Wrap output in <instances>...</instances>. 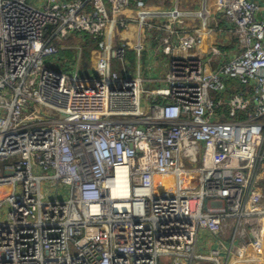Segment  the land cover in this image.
<instances>
[{
    "label": "built area",
    "instance_id": "2783aa9c",
    "mask_svg": "<svg viewBox=\"0 0 264 264\" xmlns=\"http://www.w3.org/2000/svg\"><path fill=\"white\" fill-rule=\"evenodd\" d=\"M215 2L228 59L204 7L196 28L177 10L128 18L130 0H0V264L264 261V20L256 0ZM131 24L134 44L114 43ZM84 36L99 55L80 85ZM127 48L166 59L161 85Z\"/></svg>",
    "mask_w": 264,
    "mask_h": 264
},
{
    "label": "crops",
    "instance_id": "0c3cea01",
    "mask_svg": "<svg viewBox=\"0 0 264 264\" xmlns=\"http://www.w3.org/2000/svg\"><path fill=\"white\" fill-rule=\"evenodd\" d=\"M256 2L258 3L260 9L258 18L264 20V0H256ZM203 7L208 13L209 20H211V22H209L210 30L204 36V40L209 46V51L212 52L215 47H219L224 53L226 59H228L230 57L229 49L232 48L233 45H231L232 41L228 38V36H226L224 33H217L214 29L216 25H219V29H225L227 24L225 18L222 17L218 12L215 0H130V7L124 12V15L128 18H133L136 20L142 11H147L149 14H153L150 19H147L149 23L163 26L167 23L168 13L177 10L180 14L179 19L183 21V24L198 28L201 24V20L196 15ZM137 31L136 25H128V28L120 30L118 34L115 33L114 43L120 40L133 45L136 41L135 37ZM78 39L79 40H73L72 45H76L82 49L81 56L83 65L80 66L81 74L79 75V78L80 81L85 82V80L93 78V65L94 61L98 57L97 55L99 54L98 52L94 51V46H92V48L86 46V42H84L83 38ZM192 54L194 55V53ZM74 55V49H63L60 50L57 59L59 61L64 60L70 62ZM125 59L128 69H130L132 72L135 71L136 68L138 69L137 64L139 63L141 71L140 73L145 78L144 80L146 82V88L150 89L157 87L163 83L167 69L165 66L166 59L163 56L156 54L155 51L151 52L150 49L146 48L137 61L136 52H134L131 48H127ZM84 67L86 68L87 75L84 74ZM260 154L264 157V142L260 149ZM256 184L264 194V161L257 176ZM258 224L259 226L257 227L254 225L251 228L248 227L245 229L242 245H247L250 243L255 236L258 238L262 237L263 225L261 223ZM231 264H264V261L253 260L251 262H234Z\"/></svg>",
    "mask_w": 264,
    "mask_h": 264
},
{
    "label": "rangeland",
    "instance_id": "374dc122",
    "mask_svg": "<svg viewBox=\"0 0 264 264\" xmlns=\"http://www.w3.org/2000/svg\"><path fill=\"white\" fill-rule=\"evenodd\" d=\"M165 71V70H164ZM85 83L81 82L80 85H84ZM86 85H90L86 83ZM215 246V240L209 237L208 235H201L199 238V244L197 251L198 253L208 255L209 250ZM165 264V263H163ZM208 264V263H206Z\"/></svg>",
    "mask_w": 264,
    "mask_h": 264
},
{
    "label": "bare ground",
    "instance_id": "6f19581e",
    "mask_svg": "<svg viewBox=\"0 0 264 264\" xmlns=\"http://www.w3.org/2000/svg\"><path fill=\"white\" fill-rule=\"evenodd\" d=\"M124 170H125L124 168H121V169H118V171H117V183H118V185H121V184H123V183H126V179L124 178V179L122 180V179H121V176H120V174H119L120 171H124ZM257 226H259L258 223L255 224V227H257Z\"/></svg>",
    "mask_w": 264,
    "mask_h": 264
},
{
    "label": "trees",
    "instance_id": "16d2710c",
    "mask_svg": "<svg viewBox=\"0 0 264 264\" xmlns=\"http://www.w3.org/2000/svg\"><path fill=\"white\" fill-rule=\"evenodd\" d=\"M83 39L86 41V46L88 47L89 45L92 46L94 44V42L91 39H89L88 36H84Z\"/></svg>",
    "mask_w": 264,
    "mask_h": 264
},
{
    "label": "water",
    "instance_id": "95a60500",
    "mask_svg": "<svg viewBox=\"0 0 264 264\" xmlns=\"http://www.w3.org/2000/svg\"><path fill=\"white\" fill-rule=\"evenodd\" d=\"M259 20H261V18H259ZM48 29H50V28H48ZM83 70H84V74L87 75V71H86V68L85 67H84Z\"/></svg>",
    "mask_w": 264,
    "mask_h": 264
}]
</instances>
